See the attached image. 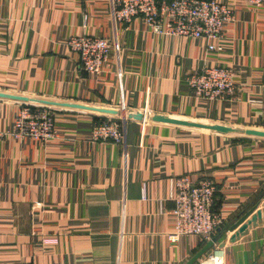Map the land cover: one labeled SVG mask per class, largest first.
Segmentation results:
<instances>
[{
  "label": "crops",
  "instance_id": "0c3cea01",
  "mask_svg": "<svg viewBox=\"0 0 264 264\" xmlns=\"http://www.w3.org/2000/svg\"><path fill=\"white\" fill-rule=\"evenodd\" d=\"M219 1L232 19L209 50L141 17L117 22L113 0H0V264H184L206 241L168 238L181 175L217 188L223 224L200 258L264 264V135L189 124L264 133V3ZM83 34L116 46L99 73L67 45ZM214 65L232 71L233 97L189 87L190 73ZM20 97L72 106H54L53 138H16ZM104 119L123 120L125 146L93 139Z\"/></svg>",
  "mask_w": 264,
  "mask_h": 264
},
{
  "label": "built area",
  "instance_id": "2783aa9c",
  "mask_svg": "<svg viewBox=\"0 0 264 264\" xmlns=\"http://www.w3.org/2000/svg\"><path fill=\"white\" fill-rule=\"evenodd\" d=\"M261 5L264 0H246ZM113 17L126 23L141 17L157 34L205 38L207 48L219 47L214 41L221 36L223 24L232 19V10L219 0H113ZM67 45L79 54V68L88 73H99L112 48L110 40L94 35H73ZM187 83L196 96L207 99L233 97L236 84L232 71L222 65L203 66L187 76ZM13 121L11 134L16 137H31L45 142L56 134L53 113L55 107L32 102H21ZM144 114V112H142ZM101 120L92 126L94 140H112L125 146L123 120ZM174 228L168 234L171 242L181 235H199L204 241L213 237L222 226L221 215L214 210V181L208 177L192 180L187 175L175 178ZM223 255L215 252L200 258L195 264H223ZM14 264H32L20 262Z\"/></svg>",
  "mask_w": 264,
  "mask_h": 264
},
{
  "label": "water",
  "instance_id": "95a60500",
  "mask_svg": "<svg viewBox=\"0 0 264 264\" xmlns=\"http://www.w3.org/2000/svg\"><path fill=\"white\" fill-rule=\"evenodd\" d=\"M19 101L24 102V103L25 102L38 103V104L48 105V106H72V104H69V103L55 102V101H51V100H47V99H38V98H33V97H20ZM74 106H78V107H82V108H88V109L97 110V111H109V112H111L110 110H105L103 108H98V107H91V106H85V105H74ZM129 114L140 117V118L143 117L142 113H135L134 112V113H129ZM189 124L196 125V126H204V127L208 126L212 129H218V130L223 131V132H234V133L236 132V133H245V134H251V135H264V133H262V132L245 131L242 129H237V128H233V127H226V126H222V125H203L200 123H192V122H190ZM249 212L247 211L245 214H243L238 219V221L234 225H232V227L233 226L235 227L237 224H239L249 214ZM216 239H217V237L213 236L212 238L207 240L204 243V245L198 251H196L184 264H194L209 249H211V247L214 245Z\"/></svg>",
  "mask_w": 264,
  "mask_h": 264
},
{
  "label": "rangeland",
  "instance_id": "374dc122",
  "mask_svg": "<svg viewBox=\"0 0 264 264\" xmlns=\"http://www.w3.org/2000/svg\"><path fill=\"white\" fill-rule=\"evenodd\" d=\"M54 107V106H53ZM264 131V130H263Z\"/></svg>",
  "mask_w": 264,
  "mask_h": 264
},
{
  "label": "bare ground",
  "instance_id": "6f19581e",
  "mask_svg": "<svg viewBox=\"0 0 264 264\" xmlns=\"http://www.w3.org/2000/svg\"><path fill=\"white\" fill-rule=\"evenodd\" d=\"M39 99V98H38Z\"/></svg>",
  "mask_w": 264,
  "mask_h": 264
}]
</instances>
